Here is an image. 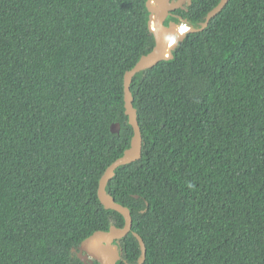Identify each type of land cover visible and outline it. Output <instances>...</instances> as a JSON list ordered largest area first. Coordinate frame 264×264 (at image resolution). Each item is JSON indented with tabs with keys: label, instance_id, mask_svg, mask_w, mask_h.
I'll return each mask as SVG.
<instances>
[{
	"label": "trees",
	"instance_id": "1",
	"mask_svg": "<svg viewBox=\"0 0 264 264\" xmlns=\"http://www.w3.org/2000/svg\"><path fill=\"white\" fill-rule=\"evenodd\" d=\"M220 2L174 11L194 30L133 79L143 154L107 186L133 218L118 264H138L134 233L144 264H264V0L202 30ZM149 22L148 0H0V264H85L74 250L124 227L98 192L132 145Z\"/></svg>",
	"mask_w": 264,
	"mask_h": 264
},
{
	"label": "water",
	"instance_id": "2",
	"mask_svg": "<svg viewBox=\"0 0 264 264\" xmlns=\"http://www.w3.org/2000/svg\"><path fill=\"white\" fill-rule=\"evenodd\" d=\"M230 0H221L220 4L214 8L207 16L206 22L202 26V30L207 28L210 21L216 17ZM193 0H148V9L150 12L149 28L156 39V46L153 51L146 56H143L137 65L128 71L124 79L125 89V107L126 115L129 117V123L134 129V137L131 148H129L124 156L116 160L105 172L99 187V198L104 207L108 210H113L120 213L125 219L123 228L111 227L108 232H97L86 239L78 250H74L78 257L85 264H118L122 260V250L119 246V241L132 233L133 218L130 209L118 204L116 200L107 192L108 183L116 175V170L124 165L135 163L142 158L143 154V136L141 127L138 121V113L134 107V98L131 91V85L134 77L143 71L155 67L162 61L173 59V51L185 39L186 35L193 31L181 34L175 38L171 45V34L169 28L180 26L175 22H171L166 26V21L169 16L176 10H185L186 6H191ZM155 23V26L153 27ZM111 130L114 134H120L121 124L115 123ZM141 248V256L138 264H144L147 257V247L140 235L134 233Z\"/></svg>",
	"mask_w": 264,
	"mask_h": 264
},
{
	"label": "bare ground",
	"instance_id": "3",
	"mask_svg": "<svg viewBox=\"0 0 264 264\" xmlns=\"http://www.w3.org/2000/svg\"><path fill=\"white\" fill-rule=\"evenodd\" d=\"M155 26V23L153 25V27ZM170 34H171V45H173L175 38L183 33H185V31H188V29H185L184 26H174L169 28Z\"/></svg>",
	"mask_w": 264,
	"mask_h": 264
},
{
	"label": "clouds",
	"instance_id": "4",
	"mask_svg": "<svg viewBox=\"0 0 264 264\" xmlns=\"http://www.w3.org/2000/svg\"><path fill=\"white\" fill-rule=\"evenodd\" d=\"M180 25H184L185 26V29L188 28V31H185V33L189 32L191 30L192 27L188 26L186 22H183L182 24ZM184 34V33H183Z\"/></svg>",
	"mask_w": 264,
	"mask_h": 264
},
{
	"label": "built area",
	"instance_id": "5",
	"mask_svg": "<svg viewBox=\"0 0 264 264\" xmlns=\"http://www.w3.org/2000/svg\"><path fill=\"white\" fill-rule=\"evenodd\" d=\"M111 227H116L115 225H112Z\"/></svg>",
	"mask_w": 264,
	"mask_h": 264
},
{
	"label": "rangeland",
	"instance_id": "6",
	"mask_svg": "<svg viewBox=\"0 0 264 264\" xmlns=\"http://www.w3.org/2000/svg\"><path fill=\"white\" fill-rule=\"evenodd\" d=\"M180 26H184V25H180ZM185 27V26H184ZM188 29V28H187Z\"/></svg>",
	"mask_w": 264,
	"mask_h": 264
},
{
	"label": "flooded vegetation",
	"instance_id": "7",
	"mask_svg": "<svg viewBox=\"0 0 264 264\" xmlns=\"http://www.w3.org/2000/svg\"><path fill=\"white\" fill-rule=\"evenodd\" d=\"M120 246V245H119ZM121 248V247H120ZM94 264H95V262H94Z\"/></svg>",
	"mask_w": 264,
	"mask_h": 264
}]
</instances>
